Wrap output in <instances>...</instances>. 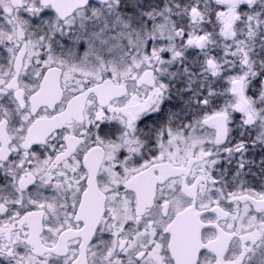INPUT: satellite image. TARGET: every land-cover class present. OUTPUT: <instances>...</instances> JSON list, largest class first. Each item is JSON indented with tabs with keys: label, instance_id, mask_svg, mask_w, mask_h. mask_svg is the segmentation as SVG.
<instances>
[{
	"label": "snow or ice",
	"instance_id": "obj_1",
	"mask_svg": "<svg viewBox=\"0 0 264 264\" xmlns=\"http://www.w3.org/2000/svg\"><path fill=\"white\" fill-rule=\"evenodd\" d=\"M0 264H264V0H0Z\"/></svg>",
	"mask_w": 264,
	"mask_h": 264
}]
</instances>
